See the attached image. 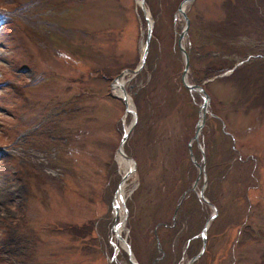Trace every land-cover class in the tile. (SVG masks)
Returning a JSON list of instances; mask_svg holds the SVG:
<instances>
[{"label": "rangeland", "instance_id": "1", "mask_svg": "<svg viewBox=\"0 0 264 264\" xmlns=\"http://www.w3.org/2000/svg\"><path fill=\"white\" fill-rule=\"evenodd\" d=\"M23 1L37 23L0 27V264H130L119 224L134 264H186L201 249L192 264H264V0L186 4V80L214 116L190 148L200 175L186 144L201 97L182 84L176 47L185 0H144L151 38L142 70L124 75L126 116L110 84L142 56L140 0H0V11ZM197 175L206 204L186 193Z\"/></svg>", "mask_w": 264, "mask_h": 264}, {"label": "water", "instance_id": "2", "mask_svg": "<svg viewBox=\"0 0 264 264\" xmlns=\"http://www.w3.org/2000/svg\"><path fill=\"white\" fill-rule=\"evenodd\" d=\"M143 1L144 0H140V7H141V11H142V13H143V9H144V7H143ZM194 0H185L184 2H182V3H180V6L179 7H177V13H179L180 15H182V19H183V21H184V28L181 30V32H180V34L178 35L179 37H178V40H177V46H179V52H180V54L182 55V56H184V67L185 68H183V74H185L186 73V69H188V67H187V56L184 54V51H183V47L181 46V41H182V38H185L186 36V31H187V27H189V25H188V21L186 20V15H184V12L182 11V8L181 7H183L182 5H184V4H186L187 2L189 3V2H193ZM143 15H144V13H143ZM146 17V16H145ZM146 24H147V27H148V29H147V34H146V38H147V40L145 41V43H144V48H145V50H143V57H144V55L146 54V50L148 49L147 48V43H148V39H150L149 38V34H150V29H151V27H150V23H149V21H148V19H146ZM142 60H144V59H142ZM142 60L140 61V65L142 64ZM133 73V72H132ZM122 74V73H121ZM134 74V73H133ZM118 79V78H117ZM117 81V80H116ZM112 88H114L113 87V85H111V89ZM191 89H196V87H193V86H191ZM120 90H122V93H124V90L120 87ZM197 91H198V93H203V91L202 90H200V89H196ZM205 96V95H204ZM206 97V96H205ZM123 104H124V107H125V113H129V111H127V109H126V102H127V100L123 97ZM207 105V97L204 99V101H203V104H202V107H205ZM203 115H204V112H202V113H200L199 112V114H198V117H199V122L196 124V129H195V132H194V136H193V140H196L197 139V135L199 134V132H200V130H202V128H201V124H202V120L204 119V117H203ZM130 131V130H129ZM131 132V131H130ZM125 139V136H123L122 137V140H121V143H123L122 141ZM192 140V141H193ZM120 146H121V144H120ZM199 196H200V198L202 199V195H201V192L199 193ZM211 218L212 217H209L207 220L208 221H211ZM205 229V228H204ZM203 229V230H204ZM205 231V230H204Z\"/></svg>", "mask_w": 264, "mask_h": 264}, {"label": "bare ground", "instance_id": "3", "mask_svg": "<svg viewBox=\"0 0 264 264\" xmlns=\"http://www.w3.org/2000/svg\"><path fill=\"white\" fill-rule=\"evenodd\" d=\"M138 2V1H137ZM183 7H181L182 8V11H184L185 12V8H186V5L184 4V5H182ZM143 13H144V16H146V17H148V15H147V10L145 9V6H144V9H143ZM145 17V18H146ZM149 18V17H148ZM184 44H182V46H183ZM183 47H185V46H183ZM142 53V52H141ZM126 75V74H125ZM184 77V76H183ZM127 79V76L126 77H124V74L122 73L119 77H118V79H116L117 81L115 82V83H117L116 85L118 86H120L121 85V87H122V89L124 90V84H125V80ZM185 79V78H184ZM184 83H185V81H184ZM120 91H118V89L114 92V94L119 98V96L121 97V94L119 93ZM125 93H126V95L124 96L125 98H126V100H127V102H126V105H127V108H128V110L130 109V108H132V105H131V100H130V98L128 97V94H127V91H125ZM133 110V109H132ZM207 110V109H206ZM126 130H124V131H127L128 129L127 128H125ZM118 159H119V161H121V162H124L125 160H126V158L124 157V155H123V152L121 151L120 152V150H118ZM131 164V162H126L125 163V165H124V167L127 165H130ZM131 166V165H130ZM125 168H127V167H125ZM132 178H133V176H132ZM125 182V181H124ZM124 182H122V184H121V186L119 187V189H118V191H117V193H115L116 194V196H115V204H117V203H119V204H121L122 205V203L124 202V198H122V196L123 197H125L124 195L126 194L125 193V183ZM124 183V184H123ZM114 207L117 209V211H115L114 212V215H116V216H114V218L116 219L118 216H121L122 215V213H123V211H122V209L121 208H119L118 209V207H116V205H114ZM121 219H122V217H120V221H121ZM117 221V220H116ZM120 223V222H119ZM118 223V224H119ZM122 225L121 224H119L118 226H116L115 227V229H114V231H115V233L118 235L119 234V227H121ZM123 232V231H122ZM119 236H121V235H119ZM117 237L116 239L118 240V242L120 243L119 245L120 246H123L124 247V245H123V240H121L120 239V237ZM126 244V243H125Z\"/></svg>", "mask_w": 264, "mask_h": 264}]
</instances>
